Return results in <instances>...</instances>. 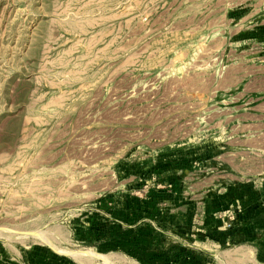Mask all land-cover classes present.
Instances as JSON below:
<instances>
[{"label":"rangeland","instance_id":"obj_1","mask_svg":"<svg viewBox=\"0 0 264 264\" xmlns=\"http://www.w3.org/2000/svg\"><path fill=\"white\" fill-rule=\"evenodd\" d=\"M262 169L264 0H0V264H264Z\"/></svg>","mask_w":264,"mask_h":264},{"label":"crops","instance_id":"obj_2","mask_svg":"<svg viewBox=\"0 0 264 264\" xmlns=\"http://www.w3.org/2000/svg\"><path fill=\"white\" fill-rule=\"evenodd\" d=\"M236 186L240 191L250 190V192L244 194L243 192H238L235 198L234 207H236L238 211L240 210L239 217H237L239 229L243 232L242 227L245 222L251 225H254V223L264 224V177L258 181H252V183L239 182ZM234 189L236 190V187ZM247 200L248 203L244 204ZM246 227L248 226L246 225L245 228Z\"/></svg>","mask_w":264,"mask_h":264},{"label":"bare ground","instance_id":"obj_3","mask_svg":"<svg viewBox=\"0 0 264 264\" xmlns=\"http://www.w3.org/2000/svg\"><path fill=\"white\" fill-rule=\"evenodd\" d=\"M3 231H5V230H1V232H3ZM18 235L22 238H33L35 240L43 238V234L39 233V231L35 232L32 230H22V232H20V233L18 232ZM44 236H46V235H44ZM68 251H69V253L72 254V256L74 258L78 259V261H81L82 264H113L108 255L99 254V253H96L94 251L86 250V248H85V250H68ZM128 264H138V263L132 261V262H129Z\"/></svg>","mask_w":264,"mask_h":264},{"label":"trees","instance_id":"obj_4","mask_svg":"<svg viewBox=\"0 0 264 264\" xmlns=\"http://www.w3.org/2000/svg\"><path fill=\"white\" fill-rule=\"evenodd\" d=\"M141 256H137V259L141 262V264H149L148 261L152 258L158 257L156 253H140Z\"/></svg>","mask_w":264,"mask_h":264},{"label":"built area","instance_id":"obj_5","mask_svg":"<svg viewBox=\"0 0 264 264\" xmlns=\"http://www.w3.org/2000/svg\"><path fill=\"white\" fill-rule=\"evenodd\" d=\"M262 154H263V153H262ZM258 174L263 175V174H264V169H262ZM258 174H257V175H258ZM244 176H245V175H242L243 178H245ZM246 176H248V175H246ZM242 177H241L239 180H241V181H245V180H246V181H247L248 178H249V177H246V179H242Z\"/></svg>","mask_w":264,"mask_h":264}]
</instances>
